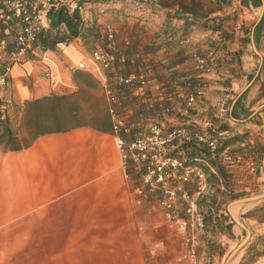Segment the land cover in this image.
Instances as JSON below:
<instances>
[{
	"label": "crops",
	"instance_id": "obj_1",
	"mask_svg": "<svg viewBox=\"0 0 264 264\" xmlns=\"http://www.w3.org/2000/svg\"><path fill=\"white\" fill-rule=\"evenodd\" d=\"M139 2H84L81 16L98 41L65 39L53 49L37 42L12 68L5 91L11 104L0 103V264H54L44 255L68 248L69 239L88 237L108 222L121 229L138 216L118 138L129 139L127 128L134 133L169 104L165 85L185 79V49L200 39L196 21L222 14L216 0H145L146 10L136 12ZM199 3L210 11L181 9ZM186 29L190 36L180 38ZM60 33H68L65 26ZM97 49L111 55L120 79L145 67L153 76L145 90L119 89L118 119L104 90L116 80L92 59Z\"/></svg>",
	"mask_w": 264,
	"mask_h": 264
},
{
	"label": "rangeland",
	"instance_id": "obj_2",
	"mask_svg": "<svg viewBox=\"0 0 264 264\" xmlns=\"http://www.w3.org/2000/svg\"><path fill=\"white\" fill-rule=\"evenodd\" d=\"M216 3L222 10L220 16L206 22L196 21L195 31L200 39L185 49V79H168L170 82L165 85L169 104L162 103L154 115L150 113L144 126L134 133L129 129L125 134L132 137L126 140L131 143L147 136L156 122L163 125L164 135L183 131L190 140H175L168 148L169 157L178 160L181 166L171 168L164 183L150 189L144 182L147 163L124 164L133 196L138 198V216L123 223L121 229L116 228L119 223L108 222L106 228L92 231L88 237L69 239L68 248L58 246L56 253L51 257L44 255V260L52 259L54 264H226L232 253L247 241L228 264H264V198L235 205L239 208L231 206L232 214L228 210L233 201L264 195V25L259 43L256 36L262 21L252 35L263 5L256 6L251 0H216ZM145 6L142 0L133 10L144 12ZM181 9L203 14L210 11L206 4L200 3L192 9L182 5ZM226 12L231 14L227 16ZM211 28L212 33L204 31ZM190 34L186 29L180 38ZM199 59L214 62L218 67L205 74L197 69ZM140 71L148 72L146 67ZM252 81V86L240 97L241 107L251 115L245 118L239 111L241 119L235 121L232 105ZM200 89H204L203 96L189 107V96ZM179 109L185 111L179 113ZM197 136L214 141L216 148L200 144ZM190 141H195L201 151H209L212 161H216V152L221 151L217 163L226 171L225 181L223 178L211 181L210 174L218 175V169L209 160L190 159L182 148ZM198 171L205 176V186L200 183ZM230 192L241 196L233 199ZM215 195L221 202L217 213L222 227H217L216 222L205 227L206 203H212ZM28 240L32 246L35 240ZM13 242L18 245L19 239H11Z\"/></svg>",
	"mask_w": 264,
	"mask_h": 264
},
{
	"label": "built area",
	"instance_id": "obj_3",
	"mask_svg": "<svg viewBox=\"0 0 264 264\" xmlns=\"http://www.w3.org/2000/svg\"><path fill=\"white\" fill-rule=\"evenodd\" d=\"M63 5L72 11L76 9L77 2L75 0H0V103L11 104V101L5 97V91L9 84L12 68L21 63L27 52L33 48L37 34L45 28L46 22H49V11ZM92 59L116 80L115 87L106 84L104 90L111 103L110 114L113 118L118 119L115 103L118 102L119 89L137 86L145 90L150 86L153 76L150 72L140 71L135 75L120 79L113 70L111 55L103 49L95 50L92 53ZM217 67L216 63H209L205 59L197 61V69L205 74L213 73ZM203 94L204 89H200L196 94L190 95L187 105L192 107ZM184 111L185 109L178 110L179 113ZM166 112L169 113L170 109L167 108ZM162 126L160 122L154 123L147 136L137 138L131 143H127L123 138H118V145L125 165L128 163L148 164L144 182L150 189L163 184L169 176L171 168L176 169L181 166L178 160L169 157V144L175 140H190L181 130H174L168 135H164ZM122 128L123 124L117 121L114 126L115 132H121ZM128 131L127 128L124 133L126 134ZM197 141L210 149L216 148V143L204 136H197ZM197 175L201 180V185L205 186L204 174L198 171ZM164 204L167 203L164 202Z\"/></svg>",
	"mask_w": 264,
	"mask_h": 264
},
{
	"label": "trees",
	"instance_id": "obj_4",
	"mask_svg": "<svg viewBox=\"0 0 264 264\" xmlns=\"http://www.w3.org/2000/svg\"><path fill=\"white\" fill-rule=\"evenodd\" d=\"M75 1L77 2V7L76 9L72 11H70L66 5H63L62 7L58 9H51L49 11L48 18L50 22V27L48 29L43 28L37 34V38H36L34 45L37 42H39L43 49H53L56 44L63 42L65 39L80 38L88 42L98 41V39L100 38L99 33H97L93 29V27H88L85 25L83 18L81 16V12H80L81 7L84 2L91 3L93 0H75ZM251 1L256 6H259L260 3H262L261 0H251ZM263 25H264V18L256 31L257 42L259 41V38H260L259 34H260V31ZM61 26L66 27L68 31L67 34L64 35L60 33ZM51 30L56 31V32L51 33ZM170 32L172 33L171 30ZM241 104H242V98L237 101L232 111V117L236 120L241 119V114L239 111H242L245 114V118H248L251 115V113L247 109H243L241 107ZM182 148L184 149V151L188 152L190 159L195 160L197 158L204 157L206 160H209L212 163V166L218 169V175L210 174L211 181L213 180L214 182H219L221 178H223L225 181V179L227 178L226 171L223 167H219L217 163V160L221 158L220 157L221 151L216 152L217 153L216 161H212L210 158V155H211L210 152L207 150L201 151L200 149H198L195 141L188 142ZM216 193L217 194L220 193V188L216 189ZM240 196L241 195L239 194H234L231 197H233V199H236V198H239ZM220 207H221V202L217 201L216 195L213 198L212 203L210 204L206 203L207 212L203 218V223L205 227H208L213 222H216V224H218L217 227L219 226L222 227V219L220 215H218L217 213V210H219Z\"/></svg>",
	"mask_w": 264,
	"mask_h": 264
},
{
	"label": "water",
	"instance_id": "obj_5",
	"mask_svg": "<svg viewBox=\"0 0 264 264\" xmlns=\"http://www.w3.org/2000/svg\"><path fill=\"white\" fill-rule=\"evenodd\" d=\"M262 5H263V13H262V15L260 16V18H259V20H258V22H257V24L254 26V28H253V34L252 35H254V31H255V29H256V27H257V25L262 21V18H263V16H264V0H262ZM254 51L258 54V50H257V48L254 46ZM254 81V80H253ZM253 81L238 95V97L236 98V100L234 101V103H233V105H232V108H231V112L233 111V109H234V106H235V104H236V102L240 99V97L252 86V84H253ZM262 107H260L259 109H261ZM255 114V113H254ZM235 121H237L236 119H234ZM263 164H264V161H263ZM264 198V195L263 196H256V197H249V198H244V199H240V200H236V201H233L231 204H230V206H229V208H228V210H229V212L232 214V212H231V206H234V205H240V204H244V203H249V202H253V201H259V200H261V199H263ZM239 225H241L244 229H246L245 228V226L244 225H242V224H240L239 223ZM247 243V241H245L244 243H242L241 245H240V247L238 248V249H236L233 253H232V255L234 254V253H236L241 247H243L245 244ZM232 255L228 258V260H227V262H226V264H228L229 263V260H230V258L232 257Z\"/></svg>",
	"mask_w": 264,
	"mask_h": 264
},
{
	"label": "bare ground",
	"instance_id": "obj_6",
	"mask_svg": "<svg viewBox=\"0 0 264 264\" xmlns=\"http://www.w3.org/2000/svg\"><path fill=\"white\" fill-rule=\"evenodd\" d=\"M235 206V205H234ZM241 206V205H240ZM238 207V206H235V208ZM239 208V207H238ZM234 211V210H233Z\"/></svg>",
	"mask_w": 264,
	"mask_h": 264
}]
</instances>
